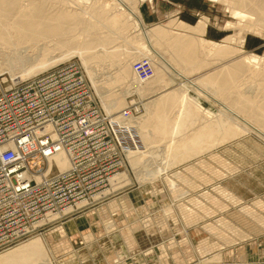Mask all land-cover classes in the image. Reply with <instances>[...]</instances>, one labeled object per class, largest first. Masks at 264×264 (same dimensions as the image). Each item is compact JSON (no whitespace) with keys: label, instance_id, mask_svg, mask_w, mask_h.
Here are the masks:
<instances>
[{"label":"rangeland","instance_id":"374dc122","mask_svg":"<svg viewBox=\"0 0 264 264\" xmlns=\"http://www.w3.org/2000/svg\"><path fill=\"white\" fill-rule=\"evenodd\" d=\"M111 1L120 3L128 12L129 17L137 22L135 28L126 31L125 34L128 38L140 39L141 34L138 29L143 32L144 29H151L155 24H157L156 26L165 27L166 25L167 27L171 20H180L193 25L200 18L206 17L208 22L205 32L198 36L201 38L200 43L204 51L212 52L209 49L210 46L221 44L223 39L229 36L230 45L241 48L243 50L241 53H256L264 56V29L261 30L263 32L259 33L242 29L241 23H238V18L233 16L230 8L221 2L213 0H139L136 11L123 0ZM75 5L72 4L73 8L78 10V5ZM169 32L171 35L183 33L178 28L169 29ZM115 38H117V41L114 39L113 44L116 42L114 45L121 43L123 47L125 46L121 38H119V42L118 37ZM142 38L154 54L159 57L158 61L165 60L148 37L142 35ZM49 43L52 45L53 41L41 39L36 45L38 49L35 45L24 44L19 48L18 53L8 52L6 54V59L10 60L9 63L2 58L4 56H1L0 87L7 86L11 82L31 78L60 63L75 61L82 69L101 110L116 119L121 118L119 116L121 111L130 104L136 105L138 116L140 113L142 116V113L145 112L144 103L152 101L165 89H173L179 84L178 88L186 84L191 97L211 112L218 114L219 110L231 111L223 100L193 81L199 74L209 70L214 65H219L217 63L207 66L200 72L190 74L188 77L172 68L178 81L162 90L152 88L150 90H154V92L147 90L144 94H140L139 91L137 93L136 87L134 89L128 87L127 89L126 85L129 82L131 84V81L127 80V84L120 85L121 88L116 86L117 88L112 87L108 91L112 98L124 95L123 102H125L119 109L107 113L103 109L100 99L96 95L97 92L77 55H71L35 75L21 77V73L27 70L30 64L35 63L34 58L37 60L41 48L46 45L49 46ZM32 47L34 51H31ZM161 47L164 49V45ZM58 51V49H54L49 55H55L56 57L57 54H60ZM23 60L24 62H22ZM109 66H107L108 69L103 66L101 67L103 70L94 69V78L99 80L100 77H104L103 75L108 76L111 72L114 73L113 71L116 70L117 66L114 67L113 65V70L109 69ZM96 73H99L100 76ZM155 81L153 86L157 85ZM130 84L128 85L130 86ZM131 86L135 85L132 84ZM134 90L135 92H133ZM138 116H132L131 121H134L135 117L138 118ZM126 120L119 119V122L123 121L122 124H125ZM239 123L241 126L245 124L242 134L214 148L213 152L217 153L215 157L210 152H205L177 165L171 167L164 165L163 167V156H159L164 152L162 149L164 147L161 144L157 146L158 148L155 147V150L159 151L155 152L153 149L154 155L151 151L148 153V157L146 156L147 159H145L146 157L143 158L144 161L141 159L138 163L131 165L127 159L128 163L126 162L125 168L114 173L115 176L114 174L111 176L108 187L103 190L104 192L101 195L95 196L88 202L82 201L72 210L66 209L67 211L63 213L65 215H62V218L50 225V228L42 230V234L35 235L41 237L44 243L47 241L45 245L48 243L46 248L50 263L264 264V205L261 206L264 204V132L257 129L247 119H240ZM151 155L154 158L161 157L162 161L158 158L155 161ZM216 157L220 158L216 159ZM200 159L203 163L199 162ZM222 160H225V162H222ZM157 164L159 165L157 166ZM187 166L189 168L193 166L192 172ZM155 167L164 170L160 171ZM166 167L167 169H165ZM51 170L55 171L56 166L53 165ZM138 173L140 175L148 173V176L141 175L140 177ZM118 174H120L119 177ZM149 174L153 180H151ZM136 175L139 176V179L136 178ZM117 177L119 180L115 181L114 178ZM114 181L115 186H113ZM222 187L225 188L224 191L221 190ZM219 190L223 192L219 193ZM227 190L230 191L229 194L236 197L225 192ZM221 193L226 194L222 195ZM227 194L228 196H226ZM213 200L217 202L215 203ZM212 228H215V230L213 231ZM7 251L1 252L0 255Z\"/></svg>","mask_w":264,"mask_h":264},{"label":"bare ground","instance_id":"6f19581e","mask_svg":"<svg viewBox=\"0 0 264 264\" xmlns=\"http://www.w3.org/2000/svg\"><path fill=\"white\" fill-rule=\"evenodd\" d=\"M123 1L137 11L139 0ZM213 1H218L228 6L231 14L238 18V23H241L240 26L242 29L255 33L263 32L261 30L264 29V0ZM71 3L78 5V10H75ZM207 22L208 19L206 17L200 18L198 22L193 25L180 20H171L167 27L166 25L162 27L156 26L157 24H155L152 28L150 27L151 29H144L143 32L138 29L141 38L136 39L128 38L125 33L127 30L129 31L130 28H135L137 22L129 17L128 12L120 3H116L115 1L0 0V58L4 56L2 58L9 63L10 60L6 59V54L8 52L18 53L19 48L24 44L36 46L41 39H50L53 41V44L51 45L49 43V46L46 45L41 48L37 60L34 58L35 63L30 64V67L21 73V77L24 78L35 75L71 55H77L97 92L96 95L99 97L103 109L107 113H112L119 109L125 102H123L124 95L112 98L108 91L112 87L123 86L128 82L127 80L131 81V84L130 82L128 83L130 86L126 83L127 89L128 87H131L130 89L136 87L137 93L139 91L140 94H144L147 90L149 91L152 88L162 90L178 81L173 69L178 70L179 73L188 77L190 74L197 71L200 72L207 66L219 63V65H214V67L199 74L193 81L201 87L210 90L211 93L220 100H223L231 110L230 112L228 110H219L218 114L211 112L191 97L188 93L186 84L178 88L180 86L179 84L177 85L178 87L175 86L176 88L165 89L152 101L144 103V115L143 113L142 116L141 113L139 116L137 114L136 116H138V118H132L134 121H131L129 118V121L123 119L124 121L126 120V125H131L136 128L137 135L142 145L140 149L130 150L127 153L129 164L133 165L138 163L151 151L154 155L153 151L158 148V145L162 144L164 152L162 155H158L163 156V167L164 165L171 167L172 165H177L178 163L189 160L199 154H204L205 152H210L214 157L217 156V153L215 154L213 152L214 148L228 140L234 139L244 131L243 128L245 124L244 126L242 125V127L239 123L240 119H247L254 124L257 129L264 132V56L256 53H241L243 51L241 48H235L230 45L229 36L225 37L221 44L210 46L209 49L212 52L204 51L200 43L201 38L198 36L205 32ZM174 28H178V30L181 29L183 33L180 32L171 35L169 29L173 30ZM142 35L148 37L166 62L163 59L161 62L158 61L159 57L146 45ZM115 37H118V42L119 38H121L125 46L123 47L121 43H118L120 46L114 45L116 42L114 44L113 42L117 39ZM162 45H164V49L161 47ZM32 49L31 51H34V49ZM54 49H58V52H60L56 57L55 55H49ZM142 58L147 59L153 68V75L144 81L139 80L132 69V63ZM22 62H24V60ZM109 64H111V66H109ZM113 65L114 67L117 66L116 70L113 71L114 73L111 72L109 75L106 74L108 76L103 75L104 77H100L99 80L94 78V69L98 68L103 70V68H101L102 66L104 68L109 66V69L113 70ZM106 69H108V67ZM154 81L157 82L155 86H153ZM132 84L135 86H131ZM133 92H135V90ZM152 92H154V90ZM119 116H121V114ZM121 123H123V121H121ZM156 151L157 150H155V152ZM147 157L145 159H147ZM46 158L48 161L46 172L50 171L53 165L56 166V170L58 171H64L69 168V161L64 151L48 153ZM156 158H154L155 161ZM217 158L220 157H216V159ZM158 159L161 160L162 158L159 157ZM202 159H200V163H203ZM223 161L225 162V160H222V162ZM158 165L159 164H157V166ZM230 165L228 166L230 167ZM167 167L165 169H167ZM187 168L189 167L187 166ZM192 168L193 166L189 168L191 172L194 169ZM162 169L160 168L159 170L162 171ZM229 169L232 170V168ZM148 173L146 174L147 176ZM155 173L157 172L155 171ZM120 174H118V177ZM141 175L139 174L140 177ZM122 176L124 177L123 174ZM118 177L114 178V180L116 181ZM149 177L153 180L150 174ZM115 181L113 182V186H115ZM224 189L225 188L222 187L221 190L224 191ZM223 191L219 190V193ZM225 192L228 193L230 191L227 190ZM225 194L223 193L222 195ZM228 194L226 196H228ZM231 196L236 197L234 195ZM231 199L233 200V198ZM190 200L192 201V199ZM213 201H215V203L217 202L216 200ZM263 205L264 204L261 206ZM219 207H221V205H219ZM54 217L56 216L51 215L49 219L51 220ZM212 229L213 231L215 230V228ZM45 243L41 237H31L27 241H24V243H20L1 254L0 264H51V261H49L50 259H48L46 248L48 243L47 245H45Z\"/></svg>","mask_w":264,"mask_h":264},{"label":"built area","instance_id":"2783aa9c","mask_svg":"<svg viewBox=\"0 0 264 264\" xmlns=\"http://www.w3.org/2000/svg\"><path fill=\"white\" fill-rule=\"evenodd\" d=\"M132 69L142 81L153 75L145 58ZM137 114L130 104L120 119ZM141 147L134 126L101 110L75 61L0 87V253L101 195ZM60 151L69 168L46 172V155Z\"/></svg>","mask_w":264,"mask_h":264}]
</instances>
